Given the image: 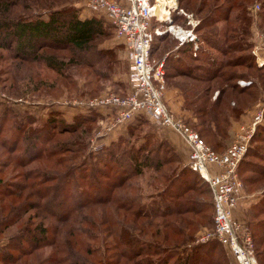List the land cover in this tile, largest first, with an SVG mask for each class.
Wrapping results in <instances>:
<instances>
[{
  "label": "rangeland",
  "instance_id": "rangeland-1",
  "mask_svg": "<svg viewBox=\"0 0 264 264\" xmlns=\"http://www.w3.org/2000/svg\"><path fill=\"white\" fill-rule=\"evenodd\" d=\"M233 1H235L236 5L228 12L229 18L227 22L204 27L202 32H211L224 36L226 30V33L229 31L227 33L229 37L245 36L242 35L239 29L245 23L242 16H240L243 13L247 18L246 23L249 24L248 35L246 36L250 40L252 39L254 44L252 53L258 64L262 66L264 64V0ZM177 2L179 9L172 12V24L193 27L194 30L202 20L201 18L209 16L215 7L221 4L227 7L231 4L225 0H192V2L191 0H177ZM239 2L240 4H238ZM19 3L17 2L16 5L10 7V11L7 13L8 16L15 18L18 15L30 12L42 13L48 7L57 9L75 7L78 9V13L85 8L84 0H24L21 4ZM176 13H180L182 17L173 21V14ZM104 26L106 33L98 36L90 43L91 51L88 53L78 49H44L43 52L47 54L48 58H50L49 61L54 64L55 68L46 65L45 61L42 63L22 62L12 57L11 51L0 48V113L6 107L12 108L13 111L22 115L21 118L28 116L34 121V125L37 126H42L46 122H55L54 120H58V128H65V125L71 128L76 125H82L81 128L58 135V137L62 138L60 140L67 142H76L77 144H74V146L82 147L83 149L80 150L82 154L88 152L98 154L108 145L110 136L114 133L108 136L100 134L111 122V118L107 117V114L99 113V116H96L93 120H81L76 116L79 114L89 115L88 110L93 109H79L69 103V101L99 98L109 93H116L121 97L129 94L127 81L128 54L109 24L105 22ZM167 26L168 22L166 21L154 22V28L163 32L167 30ZM165 33L169 34L163 38L157 37L155 39V47L152 50L153 60L159 61L164 58L165 75L162 82L164 104L177 118L183 119L200 136L202 135L203 137H201L207 145L219 153L224 152L240 134L242 126L250 128L254 117L264 107V68L257 70L253 67H234L232 69L240 73L243 72V76L238 74L230 81L226 79L209 81L206 80L205 75L201 76L202 79L182 75L173 66L176 65V59L186 58L184 55L177 53L178 48L183 46L184 43L180 44L177 36L172 34V32ZM195 33L199 32L195 31ZM216 37L218 36L216 35ZM197 42L199 47V39ZM97 52L100 53L97 54ZM169 54H172L171 56L173 57L168 60L167 56ZM87 60L93 62L94 65L88 63ZM187 61H191V64L195 65L200 64L197 60L188 59ZM262 62L263 64H261ZM195 70L198 71V69ZM241 86H244V88H241ZM151 120L150 118V121L132 130L131 136L127 133L126 136L128 137L124 138L125 147H119L118 151L125 155L126 150L136 146L135 148H146L145 152H147V155L150 154L148 156H152L157 152L159 155L165 154L167 156L166 160L162 161L161 166L158 168L144 166L141 173L129 177L125 185L115 191L118 196H135L142 193L145 196L151 194L156 196L157 192L163 189L169 180L183 168L187 169L188 167L186 162L183 163L181 158L179 157V159L175 153L167 151L165 147L161 148L158 146L159 140L166 139L161 138L157 130H161L162 127L171 129L172 127L161 126ZM260 125H264V120L258 126L261 127ZM258 126L255 128L250 140V149L248 148L249 151L245 156L244 162L240 163L237 170L238 177L243 182L244 188L237 207L233 210V216L239 221L243 229L249 228L257 262L258 264H264L263 256L260 255L259 258L256 251L257 248L260 252L264 246H261L260 242L257 243V239L263 231L253 227L257 220L264 218V213H259L255 209V205L264 197V176L256 177L257 173L251 172L248 165L257 164L264 166V160L257 154L259 149L264 152V141H260L261 135H264V126H262L263 129L262 127L259 129ZM106 137V144L96 150L93 140ZM149 139L152 144H147ZM71 153L66 152L64 154L68 155ZM0 159L9 160L7 154L1 149ZM39 162V165H42L43 162ZM65 163L63 166H65ZM36 164L35 162L30 166L34 167ZM154 165L157 166L158 164L155 163ZM0 166H2L0 167V178L10 179V181L21 180V177H17L15 174V163L10 164L9 162L7 166L1 164ZM54 169L61 168L57 165ZM190 181L195 188L187 189L185 196L198 203L197 208H202L203 212L185 213L171 217L176 227L173 225L165 226L162 217L155 219L141 218L132 224L131 220L133 217L124 210H118L115 204H93L85 208L83 213L87 217V221L88 219L95 220L98 225L97 228H91L90 230L97 234L99 232L100 235L98 239L91 240L93 245L95 244L100 248V251L93 254L94 256L88 255V258L98 261L100 259L104 260L105 255L110 258L111 255L115 254L114 241L116 238H111L104 231L110 228L105 225L108 218L113 217L116 225H127L137 228L142 224L141 227L146 229V233L142 234V236L158 240L164 244L177 243L182 245L183 248L187 244H192L193 246L201 244L202 251L197 252L192 264H203L201 262L206 261H203V254L211 249L210 246L205 244L206 242H201V238L213 231V193L197 174L193 173L190 176ZM9 200L14 202L15 199L8 198L5 200V204H8ZM1 204L0 211L8 212L9 209L5 210ZM28 217H31L36 223L57 224L61 226L60 232H63L66 227L70 228V223H55L43 211L31 209L20 222L1 230L0 245L6 242V239L12 234L16 233L19 226ZM79 226H82L81 223H79ZM152 233L156 237H152L150 235ZM78 239L83 240L84 237H78ZM215 247L216 250H211L213 260H220L222 264H234V257L228 249L226 250L217 245ZM49 250L50 248H44L38 252L46 255ZM75 250L85 254L79 245H76ZM120 264H132V262L124 259Z\"/></svg>",
  "mask_w": 264,
  "mask_h": 264
},
{
  "label": "trees",
  "instance_id": "trees-1",
  "mask_svg": "<svg viewBox=\"0 0 264 264\" xmlns=\"http://www.w3.org/2000/svg\"><path fill=\"white\" fill-rule=\"evenodd\" d=\"M23 1L0 0V48L11 51L12 57L22 62L45 61L46 65L55 68L49 61L50 58L43 52L44 49H78L88 53L91 51L90 43L106 33L104 25L107 20L102 15L93 13L90 17L81 18L75 7L67 9L48 7L42 13L30 12L15 18L7 15L11 6L16 5L17 2L21 4ZM119 1L125 2V0ZM225 1L231 4L227 7L221 4L214 10L211 9L212 13L201 18L202 20L195 28V31L199 32L197 33L199 47L195 49L193 42H185L178 48L177 53L186 57L175 60L176 65L173 67L178 73L196 79H202L201 76L205 75L206 80L209 81L215 79L230 81L238 74L243 76V72L233 70L234 67H253L257 70L264 68V64L259 65L252 53L254 44L252 39L246 36L249 24L246 23L247 18L243 13L240 16L245 23L239 29L245 36L229 37L227 34L229 31L226 33V30L224 36L202 32L204 27L227 22L228 12L235 7L236 3L233 0ZM181 17L180 13L173 14V21ZM109 26L113 29L110 24ZM167 34L169 33L157 35L155 39L163 38ZM155 39L151 54L155 47ZM122 45L124 46L123 43ZM171 55L167 56L168 60L173 57ZM188 59L197 60L200 64H191V61H187ZM87 61L94 65L93 62ZM88 111L89 115L79 114L76 117L90 121L101 113L95 109ZM21 117V114L9 107L4 108L0 113V149L9 159L8 161L0 159V164L7 166L9 162L15 163V174L21 177L18 181L0 178V203L5 210L9 209L8 212L0 211V232L20 222L31 209L43 211L55 223H70V228L66 227L63 232H60L61 226L57 224L36 223L28 217L19 226L17 232L0 245V264H120L124 259L131 261L132 264H192L197 252L202 251L201 244L194 246L187 244L184 245L185 248L177 243L164 244L142 236L146 233V229L141 227L142 224L137 228L116 225L113 217L108 218L105 225L110 228L104 231L111 238H116L115 254L110 258L105 255L104 260L98 261L88 258V255L94 256L93 254L100 251V248L91 242L100 237L99 232L97 234L90 230L98 227L97 222L91 219L87 221L83 213L84 209L90 205L115 204L118 210H124L133 217L132 224L141 218L162 217L165 226L173 225L174 227L176 226L171 217L203 212L202 208H197L198 203L185 196L187 189L195 188L190 181V176L193 173L197 174L188 167L183 168L169 180L156 196L155 194L145 196L143 193L135 196L115 194L118 188L125 185L129 177L141 173L144 166L158 168L162 161L166 160L165 154L159 155L157 152L148 156L150 154L147 155L146 148H135L136 146L126 150L125 155L118 151L119 147H125L124 138L128 137L127 133L131 136L132 130L147 123L150 118L145 115L134 117L122 126L118 138H110L108 145L98 154L93 152L82 154L80 150L83 148L74 146L76 142H67L58 137L71 130L75 131L82 125L72 128L65 125V128H58V120H54L55 122H46L42 126H37L28 116ZM260 141H264V135H261ZM148 142L147 144H152L150 139ZM158 146L167 148V151L175 153L179 158L178 153L167 140H159ZM66 152L72 153L65 155ZM257 154L264 160L263 151L259 149ZM245 156L241 162H244ZM39 161L43 162L42 165H39ZM35 162L36 166L31 167L30 165ZM64 163L65 166H63ZM155 163L158 165L155 166ZM57 165L61 169L55 170L54 167ZM248 165L251 172L257 173L256 177L264 176V166ZM8 198L15 200L14 202L9 200L8 204H5ZM255 209L259 213H264V197L255 205ZM253 227L263 231L257 239V243L260 242L263 246L264 218L257 220ZM158 231L162 233L160 229ZM150 235L156 237L153 233ZM78 237H84V239L79 240ZM205 244L211 248L203 254L205 264H222L220 260H213L211 250H216V245L226 248L216 240H210ZM76 245H79L85 254L77 252ZM44 248H50L46 255L38 252ZM256 251L257 256L260 258L261 255L264 259V246L260 252L257 248ZM204 262L201 263L204 264Z\"/></svg>",
  "mask_w": 264,
  "mask_h": 264
},
{
  "label": "built area",
  "instance_id": "built-area-1",
  "mask_svg": "<svg viewBox=\"0 0 264 264\" xmlns=\"http://www.w3.org/2000/svg\"><path fill=\"white\" fill-rule=\"evenodd\" d=\"M158 0H84L94 14L102 15L113 27L115 36L124 44L128 54L127 81L129 94L121 97L109 93L99 98L69 101L76 108L107 109L111 122L100 134L108 136L136 116L154 117L161 126H170L188 143L190 153L186 166L196 172L213 193V231L204 235L201 242L216 240L234 257V264H258L249 228L243 229L233 216L243 190V182L237 170L243 160L255 128L264 120V107L254 117L250 128L242 131L224 152H217L206 144L199 133L183 119L177 118L164 104L162 82L165 75L164 58L152 59L151 49L155 36L172 32L180 44L195 43L198 36L193 27L172 24V12L178 10V2L167 4V18L154 12ZM168 22L164 32L154 28V22ZM263 64V62L261 63ZM68 103V101H66ZM106 138L93 140L95 149L106 144Z\"/></svg>",
  "mask_w": 264,
  "mask_h": 264
},
{
  "label": "crops",
  "instance_id": "crops-1",
  "mask_svg": "<svg viewBox=\"0 0 264 264\" xmlns=\"http://www.w3.org/2000/svg\"><path fill=\"white\" fill-rule=\"evenodd\" d=\"M79 14L81 18H87L93 15V13L86 6L84 9L79 11ZM118 40L121 42L120 39ZM98 111L104 114H107V112H109V110L107 109H100ZM150 118L152 119L151 121L155 122V124H159L156 118L154 117H150ZM121 128L122 127H118L110 137L112 139L118 138V136L121 133V131H119L121 130ZM157 131H158V135L169 142V144L173 147V149L178 153L183 163H185L190 153V147L188 143L184 140V138L173 128L171 129L169 127H162L161 130H157Z\"/></svg>",
  "mask_w": 264,
  "mask_h": 264
},
{
  "label": "bare ground",
  "instance_id": "bare-ground-1",
  "mask_svg": "<svg viewBox=\"0 0 264 264\" xmlns=\"http://www.w3.org/2000/svg\"><path fill=\"white\" fill-rule=\"evenodd\" d=\"M158 4L154 7V12L158 13L162 18H167L169 11L165 7L167 4H175V0H158Z\"/></svg>",
  "mask_w": 264,
  "mask_h": 264
}]
</instances>
